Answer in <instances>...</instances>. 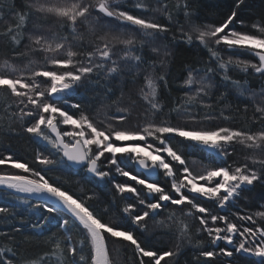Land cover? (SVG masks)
<instances>
[{
  "label": "snow or ice",
  "instance_id": "obj_1",
  "mask_svg": "<svg viewBox=\"0 0 264 264\" xmlns=\"http://www.w3.org/2000/svg\"><path fill=\"white\" fill-rule=\"evenodd\" d=\"M154 3L161 7H154L153 0H131L128 4L121 0H25L24 10H18L15 4L9 10L20 22L9 26L4 35L17 47L27 41V52L42 54L44 63L38 66L35 60H29L17 66L5 62L9 71L0 73V91L13 101L5 109L7 134L19 135L14 126L19 123L22 131L42 144L44 150L35 153L40 169L15 159L11 152L0 155V166L18 170L0 171L5 199L16 201L0 206V222H4L0 224V238L6 241L0 246V264H48L57 251L67 264H112L110 239L129 243L137 264H179L180 253L187 246L198 249L193 254L196 264H238L237 254L264 264V202L252 213L241 215L231 210L241 198L248 199L242 197L243 193L256 185L264 186V16L250 25L252 31H238L229 26L238 21L242 28L249 27L238 16L242 6H247L246 0H232L219 26L197 23L198 0H183L172 6L190 25L185 30L176 21L183 42L205 50L207 58H202L198 66H185L181 82V86H188L185 99L170 107L161 90H168L170 59H174L166 35L172 31L174 13L163 0ZM128 8L162 12L167 23L136 15ZM33 16L37 22L29 27ZM49 20L59 21V29L65 34L53 31L51 26L45 28ZM85 32L93 37L87 43ZM77 34L81 36L79 47L73 49L71 42ZM176 39L173 33L172 40ZM239 53L253 59H244ZM25 55L14 53L13 58ZM165 68L168 71H161ZM233 71L242 73L244 80L235 79ZM256 78L261 81L259 89L248 86V81ZM113 85L119 90L113 101L117 110L110 114L108 123L98 127L72 97L78 89H91L96 95L103 90L104 97L110 98L115 92ZM125 91L128 102L121 104ZM230 92L254 105V113L260 114L252 118L260 126L258 131L204 126L214 119H229L225 112L232 106ZM138 104L144 106L145 118L149 113L154 118L164 115L165 108L168 112L160 123L153 119L142 127H117L130 119ZM248 107L245 103L243 111L247 112ZM176 118H186L185 125L168 123ZM176 137L180 141L173 144ZM127 141L141 143H124ZM234 145L247 150L242 164L229 163ZM190 148L202 150L211 158L202 173L189 166L186 153ZM130 165L138 169L137 174L126 170ZM72 166L114 193L109 206L93 208L89 201L99 199L96 193L79 197L46 178L52 168ZM113 173L141 188L117 182ZM160 178L169 186H161ZM126 193L134 197L135 203L120 207L115 195L129 200ZM197 197L214 202L216 209L202 205ZM170 205L178 206L181 215L172 210L166 220L178 221L182 227L178 229L179 242L161 251L148 244L146 235L142 241L136 233L146 234L147 220L160 216ZM138 206L144 210L139 211ZM110 211L114 218L106 220ZM186 218L198 221L195 240ZM124 219L134 227H123ZM53 220L65 235L63 245L56 240L50 253L27 255L23 243L43 238ZM158 223L163 225L165 220ZM25 229L34 237L17 240L16 234H23ZM73 230L82 236L79 242L73 241ZM55 236L52 233L49 239ZM209 244L213 247L204 250Z\"/></svg>",
  "mask_w": 264,
  "mask_h": 264
},
{
  "label": "trees",
  "instance_id": "obj_2",
  "mask_svg": "<svg viewBox=\"0 0 264 264\" xmlns=\"http://www.w3.org/2000/svg\"><path fill=\"white\" fill-rule=\"evenodd\" d=\"M30 0H28L29 2ZM122 4H128L131 0H121ZM164 3H167L170 6V10L174 13L173 24L171 25L172 31L167 35V43L171 47L174 53V59H170V71L171 75L169 76V86L168 90H161L162 95L165 98L167 104L170 107H174V102L183 103L185 97L184 93L187 90V85L181 86V82L185 78L186 65L198 66V62L204 58H207V53L205 50L198 47H189L181 39V33L178 31V25L176 21L178 20L180 24H183L185 30L190 28L189 23L185 20V17L182 12L176 13L175 9L172 7L178 3H182L183 0H163ZM25 0H0V9H3L0 12V73L9 71L5 67V62L8 64H16L20 66L21 64L27 63L29 60H35L38 66H42L44 63L42 54H33L27 52V49L24 47V44L27 41H23L21 46L17 47L10 42V38L4 35L6 29L9 26H14L16 23H19V19L16 13L10 12L13 4L16 5L18 10H24ZM247 6H242L238 12L240 19L245 21V24L249 27H241L240 23L234 22L230 25V28H235L238 31H252L250 25L253 22H258L261 16H264V0H246ZM154 7H161L156 5L153 0ZM232 6V0H198L197 7V16L196 21L200 24H210L214 26H219V24L226 19V14L230 11ZM127 10L132 11L136 15H143L148 18H156L162 23H167L165 16L162 12H141L138 9L128 8ZM37 22L35 16L29 21V27L32 24ZM51 26L53 31L59 30L61 34H65L62 29H59V21L49 20L47 24L44 25L45 28ZM173 33L176 35V41L172 40ZM81 36L77 34L76 37L72 40L71 46L73 49L79 47ZM84 42L87 43L93 39L90 33L85 32L83 34ZM14 53H26L25 56L18 59H14ZM238 55L242 56L244 59H253L252 57L247 56L244 53H239ZM150 71V70H149ZM161 71H168L167 68L161 69ZM231 75L238 80L243 81L244 75L240 72L233 71ZM43 80L44 78H39ZM218 79V78H217ZM141 85H137V88ZM248 86L254 89H259L261 86V81L256 79H250L248 81ZM115 92L110 98H105L103 95V90L100 91L99 95L94 94L91 89H78L76 94L72 99L76 102L81 103L84 106V110L90 116L91 119L97 124L98 127H102L104 124L109 122V117L111 113L116 112L117 106L113 101L117 100L119 95V90L116 89V86L113 85ZM217 93L219 89L216 90ZM229 100L232 102V106L226 110L225 114L229 116L228 120L223 118L214 119L210 122H205L204 126L214 128L217 126H230L233 128H243L244 130L258 131L259 124L253 123V115L257 117L259 113H254V105L245 100L244 98H238L234 92L229 93ZM12 99L4 91H0V155H6L11 152L14 155L15 159L20 160L21 162H27L30 167L40 169L42 168L38 162L35 161L36 151H43V146L40 143H37L34 139L30 138L25 134L19 126V123L14 125L19 131V135L7 134L8 133V115L5 112L7 104L12 103ZM128 94L125 91L123 100L120 101L121 104H127ZM245 103L249 104L247 112L243 111V105ZM237 107L240 109L237 111ZM11 111V110H9ZM71 112H77L78 110L70 109ZM219 109L217 110L218 114ZM168 112V108H165L164 115ZM144 106L138 104L137 107L132 111L131 117L128 121H125L123 124H117V127L121 128H136L137 126L142 127L145 123L155 119V122L160 123L164 119V115L156 116L155 118L149 113L147 118L144 117ZM115 123V122H113ZM168 123L173 125L184 126L186 123V118H176L168 120ZM62 130H66L65 126H61ZM180 141V138L176 137L172 141L173 144H176ZM139 142V141H135ZM118 143V142H117ZM153 143H156L153 141ZM232 156L229 159V163L235 162V164H242L245 162V155L247 150L240 145H234ZM47 154V153H45ZM189 157V166L192 168L198 166L197 173H202L205 169V166L209 163L210 157L208 154L202 150L190 148L186 153ZM195 160V162H193ZM203 161V163H201ZM218 164L222 165V161H217ZM133 174H137V170L133 165L129 166V169ZM0 171L8 173H16L18 170H14L8 167V165L0 166ZM44 174V173H42ZM113 176L117 182H128L133 186H136L138 189L141 186L135 184L134 181L128 180L126 177H120L119 175L113 173ZM46 178L54 184L60 185L62 188L69 191L70 194H74L79 197H84L90 193H96L99 199H93L89 201V204L98 210H102L104 207L109 206V202L113 200L114 193L109 192L102 183H98L90 176L86 175L81 169L73 170L71 168H59L55 167L52 170L46 173ZM161 186L166 185L163 178L159 179ZM246 195L248 199L244 200L242 205L237 204L231 210L233 212H239L241 215L246 213H252L257 210H260V205L264 202V186L256 185L252 188L250 192H245L242 194V197ZM248 194V195H247ZM191 195V194H189ZM126 197H130L129 200H126L119 195H115V200L118 202L119 206L122 207L128 202L135 203L134 197H131V194H125ZM198 202L202 205L209 207L210 209L215 210L216 204L212 201H207L202 197L196 198ZM16 203L15 200L5 199L4 190L0 189V206H6ZM139 211H143V206H138ZM172 210H176L177 216H180L178 206H169L167 210H162L160 216L155 219H148V232L144 235H141L137 231L138 239L142 241L145 238V235L148 237V244L153 248L160 249L161 251L168 250L173 247L177 242H179V232L178 229L182 227L178 221H167L166 217L168 213ZM220 214H225L221 212ZM112 212L110 211L109 215L105 216L106 220L113 219ZM187 222L191 227L190 234L195 237V228L198 227V221H193L192 218H186ZM235 220V218L233 217ZM159 220H165L163 225L159 224ZM237 223H244L243 221H235ZM4 222H0L3 224ZM57 221L53 220L51 226L45 232L43 238H33L28 242L23 243V249L26 250V254L29 256H38L43 255L46 252H51L54 248L56 240H59L63 245L65 240V235L59 232L56 228ZM121 224L125 228H133L130 221L124 219L121 221ZM176 233L175 235L173 233ZM52 233H56V236L52 239H49ZM206 236V234H204ZM34 237V233L25 229L23 234H16V239L23 241L24 237ZM72 237L74 242H79L82 239L80 233L73 230ZM6 241L3 238H0V246H4ZM219 246H225L223 242H218ZM213 246L206 245L204 250H210ZM109 249L112 259V264H137L136 257L134 255L133 247L122 241L109 240ZM198 249L194 246L184 247L179 256V264H196V261L193 258V254L197 252ZM244 254H237L235 256L236 261H241L243 264H257L249 258L245 257ZM48 264H67V261L64 256L61 255L59 251L55 255L51 256L48 260ZM162 264L164 262L162 261Z\"/></svg>",
  "mask_w": 264,
  "mask_h": 264
},
{
  "label": "bare ground",
  "instance_id": "obj_3",
  "mask_svg": "<svg viewBox=\"0 0 264 264\" xmlns=\"http://www.w3.org/2000/svg\"><path fill=\"white\" fill-rule=\"evenodd\" d=\"M2 190V189H1ZM248 195V194H247ZM243 197H246V195L244 194V196ZM244 200L245 199H243V198H241L239 201H238V204L239 205H242V203L244 202ZM245 257H247V258H249L250 260H252L253 262H255L256 260H255V258H253V257H250V256H245ZM257 262V261H256ZM238 264H243L241 261H238Z\"/></svg>",
  "mask_w": 264,
  "mask_h": 264
},
{
  "label": "rangeland",
  "instance_id": "obj_4",
  "mask_svg": "<svg viewBox=\"0 0 264 264\" xmlns=\"http://www.w3.org/2000/svg\"><path fill=\"white\" fill-rule=\"evenodd\" d=\"M29 2H31V0L29 1ZM121 142H118L117 144H120ZM124 143H141L140 141L139 142H135V141H127V142H124ZM8 167H10L11 168V166L10 165H8ZM12 169V168H11ZM199 169V167L196 165V166H194L193 167V170H195V171H197ZM14 170H16V169H14Z\"/></svg>",
  "mask_w": 264,
  "mask_h": 264
},
{
  "label": "water",
  "instance_id": "obj_5",
  "mask_svg": "<svg viewBox=\"0 0 264 264\" xmlns=\"http://www.w3.org/2000/svg\"><path fill=\"white\" fill-rule=\"evenodd\" d=\"M133 166H134V165H133ZM70 168L73 169V170H77V169H79V168H77L76 166H72V167H70ZM134 168L138 171V169H137L135 166H134ZM86 175L89 176V174H87V173H86Z\"/></svg>",
  "mask_w": 264,
  "mask_h": 264
}]
</instances>
